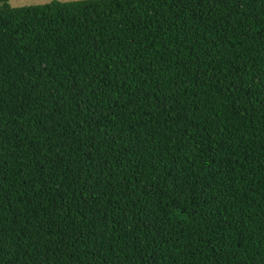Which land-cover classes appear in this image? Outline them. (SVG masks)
I'll return each mask as SVG.
<instances>
[{
    "label": "trees",
    "instance_id": "1",
    "mask_svg": "<svg viewBox=\"0 0 264 264\" xmlns=\"http://www.w3.org/2000/svg\"><path fill=\"white\" fill-rule=\"evenodd\" d=\"M0 264H264V0H0Z\"/></svg>",
    "mask_w": 264,
    "mask_h": 264
},
{
    "label": "rangeland",
    "instance_id": "2",
    "mask_svg": "<svg viewBox=\"0 0 264 264\" xmlns=\"http://www.w3.org/2000/svg\"><path fill=\"white\" fill-rule=\"evenodd\" d=\"M54 0H48L46 3H9L11 7H26V6H34V5H44L52 2ZM61 2H69V1H79V0H57Z\"/></svg>",
    "mask_w": 264,
    "mask_h": 264
},
{
    "label": "snow or ice",
    "instance_id": "3",
    "mask_svg": "<svg viewBox=\"0 0 264 264\" xmlns=\"http://www.w3.org/2000/svg\"><path fill=\"white\" fill-rule=\"evenodd\" d=\"M9 3H46L48 0H7Z\"/></svg>",
    "mask_w": 264,
    "mask_h": 264
}]
</instances>
